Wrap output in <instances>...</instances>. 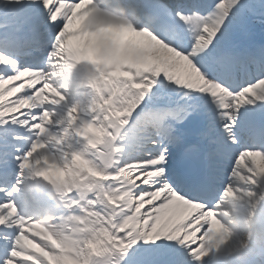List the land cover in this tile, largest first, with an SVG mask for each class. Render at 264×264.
I'll list each match as a JSON object with an SVG mask.
<instances>
[{
    "label": "snow or ice",
    "instance_id": "6c2138e0",
    "mask_svg": "<svg viewBox=\"0 0 264 264\" xmlns=\"http://www.w3.org/2000/svg\"><path fill=\"white\" fill-rule=\"evenodd\" d=\"M0 264H264V0H0Z\"/></svg>",
    "mask_w": 264,
    "mask_h": 264
}]
</instances>
